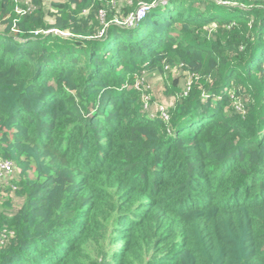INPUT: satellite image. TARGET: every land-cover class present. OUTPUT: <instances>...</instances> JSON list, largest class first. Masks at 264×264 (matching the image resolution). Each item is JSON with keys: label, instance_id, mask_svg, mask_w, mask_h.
<instances>
[{"label": "trees", "instance_id": "obj_1", "mask_svg": "<svg viewBox=\"0 0 264 264\" xmlns=\"http://www.w3.org/2000/svg\"><path fill=\"white\" fill-rule=\"evenodd\" d=\"M0 156V264H264V0H0Z\"/></svg>", "mask_w": 264, "mask_h": 264}, {"label": "built area", "instance_id": "obj_2", "mask_svg": "<svg viewBox=\"0 0 264 264\" xmlns=\"http://www.w3.org/2000/svg\"><path fill=\"white\" fill-rule=\"evenodd\" d=\"M162 3H165L167 0H160ZM155 5V4H154ZM154 5H143L137 12V14L128 20L127 27H135L139 24L147 15L148 11L153 8ZM103 34L101 33V36ZM163 111V108H161ZM165 114L163 113V116ZM15 164L12 161L4 160L0 156V179L3 181H9L14 178Z\"/></svg>", "mask_w": 264, "mask_h": 264}, {"label": "rangeland", "instance_id": "obj_3", "mask_svg": "<svg viewBox=\"0 0 264 264\" xmlns=\"http://www.w3.org/2000/svg\"><path fill=\"white\" fill-rule=\"evenodd\" d=\"M48 1L49 0H46V3L48 4ZM132 27V26H131ZM131 27H129V28H131ZM151 83H156V85H162L163 84V78H162V76H160V75H158V76H154V77H150V80H149ZM150 88L151 87H148V86H145V88H143L142 89V93L144 94V96L148 99V101L147 102H149L148 103V108L152 111V113H151V115H153V114H156L159 110L158 109H156L155 108V102H156V100L154 99V98H152V95H151V93H150ZM159 88H161V87H159ZM147 91H148V93H147ZM153 91H156L157 92V94L159 95V92L161 91V90H159V89H154ZM152 91V92H153ZM155 104V105H154ZM152 105H154V106H152ZM157 111V112H156ZM161 112H164V111H161ZM15 202L16 203H19L20 202V200H18V198H16L15 199Z\"/></svg>", "mask_w": 264, "mask_h": 264}, {"label": "crops", "instance_id": "obj_4", "mask_svg": "<svg viewBox=\"0 0 264 264\" xmlns=\"http://www.w3.org/2000/svg\"><path fill=\"white\" fill-rule=\"evenodd\" d=\"M14 178H17L16 171L14 172ZM6 183H7V181H3V180L0 179V189H2L3 188V185L6 184Z\"/></svg>", "mask_w": 264, "mask_h": 264}]
</instances>
